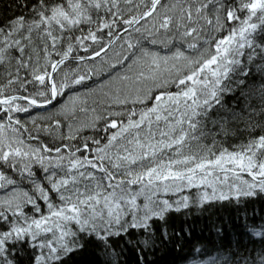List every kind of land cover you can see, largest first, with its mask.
<instances>
[{
	"label": "trees",
	"instance_id": "16d2710c",
	"mask_svg": "<svg viewBox=\"0 0 264 264\" xmlns=\"http://www.w3.org/2000/svg\"><path fill=\"white\" fill-rule=\"evenodd\" d=\"M152 1L0 0V99L47 100L55 62L98 51ZM148 51L202 60L177 81L186 90L137 122L118 118L100 139V114L122 106L113 99L115 71ZM88 71L101 86L79 80ZM53 84L64 110L19 99L0 105V192L30 197L0 208V264H264V0H161L103 56L58 66ZM83 143L99 163L62 147ZM120 156L135 165L113 163ZM114 164L122 179L110 178ZM80 166L86 185L63 200ZM49 228L75 250L39 262Z\"/></svg>",
	"mask_w": 264,
	"mask_h": 264
},
{
	"label": "bare ground",
	"instance_id": "6f19581e",
	"mask_svg": "<svg viewBox=\"0 0 264 264\" xmlns=\"http://www.w3.org/2000/svg\"><path fill=\"white\" fill-rule=\"evenodd\" d=\"M252 44H250L251 46ZM249 46V47H250ZM106 46H103L102 48H100L98 51L92 53V54H96V56H94V60L98 59L99 57L103 56L107 51L108 48L104 50ZM248 47V48H249ZM247 50V49H245ZM99 57H98V56ZM82 60V59H81ZM53 69L52 67L50 68L49 73H52ZM188 72V68H185L184 70L180 71L179 73H177L176 77H174L171 81H169L168 83H166L165 85H163L162 87L158 88V89H153L149 92H147L146 97L148 99L146 100H135L133 102H126L125 104H123L120 108L114 107V110L112 112L107 113H101L97 126L95 128L97 134H101L103 131L104 133H102V136H100V139H105L108 135L109 130H111L108 126L109 124H114L118 122V118H121V121L125 124H127L130 121H136L138 120V116L141 115L143 112L146 113L147 111L151 110L155 105L162 103L164 100L168 99L172 94H174V92L178 89L180 91H184L186 89H184V86H179V83L177 82V79L179 77H181L182 75H184L185 73ZM121 74V73H119ZM252 79H250L251 81ZM179 81H182L181 78H179ZM137 84L135 83L134 85H129L128 87H134ZM141 89L136 88L135 90H133V92H137ZM113 92V91H112ZM117 94V93H116ZM143 95V92H139L138 96ZM5 98H10L9 101H13V100H32L33 103H35V99L30 98V97H25V96H20V95H11ZM4 98H1L0 100H3ZM59 100L55 97H51L50 95L48 96V99L45 101H42L41 103H43L45 106L41 109V110H46L47 108H49L52 104H54V101ZM212 99L218 100V95H216L215 93L212 94ZM60 104H58V106L56 104H54V108H57L59 110H64L67 103H62L63 101H59ZM33 105V104H32ZM91 105V104H90ZM90 105L83 106V108L85 109L86 112H89L93 107ZM215 105V104H214ZM37 107V106H35ZM39 108V107H37ZM140 109H142L140 111ZM44 114L49 115V112H45ZM47 118V117H46ZM44 123H46L45 120H43ZM143 126L147 129H152L153 126L150 125V123H143ZM138 130H141L140 128H137ZM26 135L29 136H33L29 133H25ZM70 133L66 132L65 136H68ZM98 139V140H100ZM97 140V141H98ZM66 151H68V153H78L79 155H81L82 158H84L85 161H87L88 163L97 161L99 163L98 160H96V158L94 157L96 155V151L95 149L92 147V145H88V144H81V146L76 149V151L74 152H70V150L66 147V146H62ZM70 148H74L75 145L70 144L69 145ZM115 161H113V163L116 162H120L121 164V168L125 169V168H132L135 164H133L134 162L132 161V159H130L129 157H118L116 159H114ZM118 160V161H116ZM133 162V163H132ZM154 160L151 158L148 162V164L146 163H142L143 168H148L152 165H154ZM118 166V165H117ZM111 167V171L114 173H110V176H112L115 179H122V177H116L118 176L116 174V169L117 167L115 166V164ZM108 165L105 167V169H108ZM86 166H80L79 168L75 169V172L72 174V176L70 177L69 180H67L63 186V193L65 195H67L68 197L74 196L72 194H74L76 192V190H80L81 188L84 187V185H86V183L84 182V175L83 173L85 172ZM105 173H107V171H105L104 169H102ZM44 174L47 175V171H42L39 174H36L37 178L43 176ZM98 178V177H97ZM171 179H174L171 178ZM77 187H76V186ZM92 185L94 186H99L100 183L97 179H95V181H92ZM148 203V202H147ZM259 218L264 219V213L262 215L259 216ZM251 220V219H250ZM248 220V221H250ZM243 224H245L247 227V222H243ZM133 227V224H130ZM123 235L126 234L125 229L123 230ZM127 235V234H126ZM71 239L70 237H64L63 239H59L57 237L52 238L50 236H46L42 238V245L44 247V249H48L50 247L59 245L60 248L57 250L56 253H60V254H64V255H68L69 253H72L75 249L73 247V245L71 244ZM49 250V249H48ZM47 250V251H48Z\"/></svg>",
	"mask_w": 264,
	"mask_h": 264
},
{
	"label": "rangeland",
	"instance_id": "374dc122",
	"mask_svg": "<svg viewBox=\"0 0 264 264\" xmlns=\"http://www.w3.org/2000/svg\"><path fill=\"white\" fill-rule=\"evenodd\" d=\"M198 59L199 57H193L183 53L158 55L149 51L142 52L123 65L125 68L123 73L119 74L118 71L115 73V77L111 79V85H115V89L112 90L113 94L117 92L114 95V100L118 103L146 100L148 99V96L146 97L147 92L162 87L176 77L177 73L196 64ZM135 83L137 84L136 86L128 87ZM121 85L125 86L119 88ZM136 88L141 90L133 92ZM141 91L143 95L138 96V93ZM21 198V191H19L18 195L14 191H9L6 194V198L0 194V200H4L10 203V205L18 204Z\"/></svg>",
	"mask_w": 264,
	"mask_h": 264
},
{
	"label": "water",
	"instance_id": "95a60500",
	"mask_svg": "<svg viewBox=\"0 0 264 264\" xmlns=\"http://www.w3.org/2000/svg\"><path fill=\"white\" fill-rule=\"evenodd\" d=\"M160 0H154L153 2H152V4L150 5V7H149V9L145 12V15H148L150 12H152L153 11V9L155 8V6H156V4L159 2ZM123 31H121V32H118L115 36H114V38L108 43V45L104 48V50L105 49H107L109 46H110V44L114 41V39L115 38H117L121 33H122ZM94 56H96V55H94ZM94 56H91V57H89V58H93ZM63 60H79V58H65V59H63ZM58 64V63H57ZM56 64V65H57ZM55 65V66H56ZM53 73V72H52ZM51 73V74H52ZM34 106H37V107H44L45 105L43 104V103H33V102H31Z\"/></svg>",
	"mask_w": 264,
	"mask_h": 264
}]
</instances>
